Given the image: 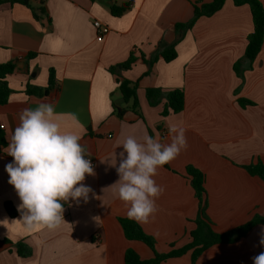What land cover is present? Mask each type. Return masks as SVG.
Segmentation results:
<instances>
[{
  "label": "crops",
  "instance_id": "1",
  "mask_svg": "<svg viewBox=\"0 0 264 264\" xmlns=\"http://www.w3.org/2000/svg\"><path fill=\"white\" fill-rule=\"evenodd\" d=\"M38 1L33 0L35 7ZM212 1L46 0L44 15L38 20L27 6L0 7V65L17 62L7 79L13 93L8 104L0 106V127L8 145L22 109L51 103L62 131L80 135V143L91 153L86 159L95 162V176H86L83 182L95 195L90 194L87 203H65L66 223L60 228L30 229L13 222L21 219L20 212L11 218L5 209L10 202L17 210L20 200L5 171L13 158L7 148L3 150L0 222L7 223H0V264H124L128 249L143 260L152 259L149 247L126 239L119 219H128L127 208L118 198L119 185H112L119 179L116 167L127 137L143 141L148 135L170 143L173 127L186 129L188 147L168 163L169 169H158L154 179L164 188L156 201L158 210L149 222H137L156 239L159 253H167L171 246H186L196 228L199 204L187 175L189 166L205 176L207 214L218 233L264 217V180L246 169L264 164V44L252 63L244 59L254 31L250 6L227 0L214 15L196 20L177 46L173 62L160 58L149 66L143 61V56L149 60L159 52L161 42L172 45L176 41V26L193 20L196 3ZM259 1L264 6V0ZM112 2L131 4L130 10L113 17ZM95 21L110 28L103 42L97 41ZM132 52L137 58L132 68L113 75L110 68L126 62ZM31 53L36 57L29 59ZM238 62L242 76L234 69ZM51 70L59 90L43 97L28 95V87H47ZM121 80L138 82L142 117L124 104ZM154 88L184 90V111L162 116L165 101L153 107L146 96ZM241 100L253 105L243 107ZM123 109L127 111L120 118L117 112ZM262 230L264 225H259L236 243L210 248L199 264H253L252 258L264 252ZM4 239L23 242L32 255L20 257ZM164 264H191V255Z\"/></svg>",
  "mask_w": 264,
  "mask_h": 264
},
{
  "label": "clouds",
  "instance_id": "2",
  "mask_svg": "<svg viewBox=\"0 0 264 264\" xmlns=\"http://www.w3.org/2000/svg\"><path fill=\"white\" fill-rule=\"evenodd\" d=\"M55 105L40 103L35 108H24L19 123L13 130L6 152L13 158L5 166L19 197L17 211L28 228L44 227L56 230L66 223L64 204L77 205L95 195L83 182L86 176H95L91 153L80 143L82 137L72 131H62L57 120ZM75 118V116H74ZM170 143H161L145 135L143 141L134 136L126 138L120 152L116 172L119 185L118 198L127 208V218L147 223L157 212L156 201L163 194V186L154 177L158 169L176 159L187 149L186 129H169ZM115 166V164H113ZM100 223L99 217L92 218ZM7 223V220L0 222ZM264 246V230L260 239ZM253 264H264V252L252 258Z\"/></svg>",
  "mask_w": 264,
  "mask_h": 264
},
{
  "label": "trees",
  "instance_id": "3",
  "mask_svg": "<svg viewBox=\"0 0 264 264\" xmlns=\"http://www.w3.org/2000/svg\"><path fill=\"white\" fill-rule=\"evenodd\" d=\"M90 1L96 2L97 0ZM226 1L227 0H213L209 4L196 3L194 5L195 11L193 20L188 24L176 26V41L172 45H166L164 42H161L159 45V52L149 60L143 56V61L148 63L149 66L155 64L160 58H162L166 63L173 62L178 56L177 46L184 38L185 33L192 29L196 20L201 17H210L214 15L223 8ZM42 3V1H38L35 7L33 0H0V7L6 4L11 6L15 4L27 6L33 11L35 18L38 20L44 15ZM234 3L236 6L249 5L251 8L254 31L248 38L244 59L252 63L260 53L264 44V6L259 0H234ZM130 7L131 4L118 6L115 2H112L109 9L111 15L118 18L127 13L130 10ZM34 57H36V54L31 53L28 55L29 59H33ZM136 61L137 58L135 57L134 52H132L126 62L111 67L109 71L113 75H119L122 71L130 70ZM16 63L17 62H9L0 65V106L7 105L11 94L13 93L7 79L8 76L15 72ZM239 65L240 62L236 63L234 69L238 76H242L239 72ZM119 89L124 104H130V109L142 117L139 111V100L137 96L138 82L133 83L128 80H121ZM54 90L59 89L57 87L55 71L51 70L49 82L46 88L28 87L26 93L28 95L43 97L48 96ZM146 96L149 104L153 107L158 106L165 101L162 113V116L164 117L170 114H179L185 109V92L182 89L171 90L168 92L158 88L148 89L146 91ZM240 104L243 107L246 105H253V103L246 100H241ZM126 111V109H123L122 112H117V114L120 118H123ZM7 147L8 143L6 133L0 127V155L3 154V150ZM163 167L169 169L168 164H165ZM246 169L250 175L264 180V164L259 163L251 165ZM186 171L187 175L191 178V186L195 191V196L199 204V214L197 220L195 221L196 228L190 234V242L184 247L177 248L175 246H171L167 253H159L156 249V239L147 235L137 222L130 219H119V223L121 224L127 240L141 242L154 252V257L152 259L143 260L136 251L128 249L125 253L124 264H164L170 259L181 258L187 254L191 255V264H199V258L210 248L216 245L236 243L237 241L247 237L255 227L264 225V217L257 216L253 218L251 222L242 227L229 232L218 233L214 229L213 223L207 214L208 200L205 189L204 174L192 166H189ZM5 209L11 218H16L18 216V212L12 203L7 202L5 204ZM2 241L6 244L14 246L20 257L26 258L32 255L31 249L23 242L13 244L8 239H4Z\"/></svg>",
  "mask_w": 264,
  "mask_h": 264
},
{
  "label": "built area",
  "instance_id": "4",
  "mask_svg": "<svg viewBox=\"0 0 264 264\" xmlns=\"http://www.w3.org/2000/svg\"><path fill=\"white\" fill-rule=\"evenodd\" d=\"M42 2H45L46 0H41ZM96 33H97V41L98 42H103L104 39L106 38V36L110 33V28L103 24L100 21H95L93 24ZM93 166L95 167V162L93 160H91Z\"/></svg>",
  "mask_w": 264,
  "mask_h": 264
}]
</instances>
